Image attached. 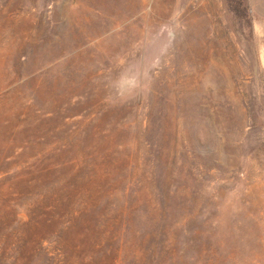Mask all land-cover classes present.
<instances>
[{
  "label": "rangeland",
  "instance_id": "obj_1",
  "mask_svg": "<svg viewBox=\"0 0 264 264\" xmlns=\"http://www.w3.org/2000/svg\"><path fill=\"white\" fill-rule=\"evenodd\" d=\"M254 18L246 0H0V264H264Z\"/></svg>",
  "mask_w": 264,
  "mask_h": 264
},
{
  "label": "trees",
  "instance_id": "obj_2",
  "mask_svg": "<svg viewBox=\"0 0 264 264\" xmlns=\"http://www.w3.org/2000/svg\"><path fill=\"white\" fill-rule=\"evenodd\" d=\"M71 197H70V195H68L67 197H66V199H70ZM59 199V198H58ZM78 199V198H77ZM70 201H71V199H70ZM60 202V201H59ZM93 205H90V207L88 208V209H90V210H93L95 207H96V205L95 204H97L96 203V201L95 202H93L92 203ZM95 205V206H94ZM32 212V210H30V211H28V214H30ZM84 212V213H83ZM83 212H81V213H83V218L86 216H88V215H85V211H83ZM30 216V215H29ZM80 217H82V216H79V218ZM4 220H6V219H4ZM2 222V221H1ZM0 222V223H1ZM111 222H113V221H111ZM3 225H5V221H4V224ZM21 226H22V229H30V233H32L33 231H34V229L32 228V226H33V221H28L27 223H24V224H21ZM29 233V234H30ZM10 235H14V238L17 236V237H19L18 236V232L17 231H15L14 230V233L13 232H11V233H9ZM29 234H23V233H20V237L21 238H23V237H26L27 235H29ZM44 236H46V235H44ZM43 235H36V234H31L30 236H28L27 238H29L30 240H28V244H30V243H32V244H35L36 246H38L40 249H44L43 247H42V244H43V242H44V239H45V237H44ZM20 241H21V239H20ZM131 243H132V241H131ZM101 249H102V247H101ZM121 251L122 252H124V254H125V258H124V262L126 263L128 260H130V256H132V252L131 251H128V248L126 247V245H121ZM127 250V251H126ZM14 251V250H13ZM14 254L16 255L17 254V251H14ZM144 258V257H143ZM22 259V257H19L18 255H17V259H13V261H14V263H17L18 262V260L20 261ZM169 261H174V260H172V258L171 259H169ZM172 264H175V263H172Z\"/></svg>",
  "mask_w": 264,
  "mask_h": 264
},
{
  "label": "crops",
  "instance_id": "obj_3",
  "mask_svg": "<svg viewBox=\"0 0 264 264\" xmlns=\"http://www.w3.org/2000/svg\"><path fill=\"white\" fill-rule=\"evenodd\" d=\"M247 6L255 16L257 26L264 25V0H246Z\"/></svg>",
  "mask_w": 264,
  "mask_h": 264
}]
</instances>
